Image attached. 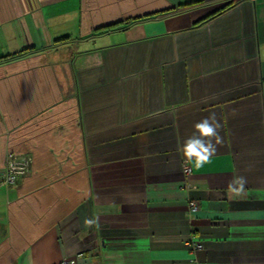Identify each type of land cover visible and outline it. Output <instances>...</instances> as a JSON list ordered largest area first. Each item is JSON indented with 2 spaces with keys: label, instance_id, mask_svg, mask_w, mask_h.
<instances>
[{
  "label": "crops",
  "instance_id": "obj_1",
  "mask_svg": "<svg viewBox=\"0 0 264 264\" xmlns=\"http://www.w3.org/2000/svg\"><path fill=\"white\" fill-rule=\"evenodd\" d=\"M11 152L33 161L7 185ZM71 258L264 264V0H0V264Z\"/></svg>",
  "mask_w": 264,
  "mask_h": 264
},
{
  "label": "clouds",
  "instance_id": "obj_2",
  "mask_svg": "<svg viewBox=\"0 0 264 264\" xmlns=\"http://www.w3.org/2000/svg\"><path fill=\"white\" fill-rule=\"evenodd\" d=\"M193 127L194 132L183 141L179 149L186 170H190L188 166L195 169L203 168L211 162L212 157L218 151V147L223 144V138L220 135L221 124L214 112L196 122ZM247 183L246 176L234 175L228 182L227 188L232 196L240 197L246 195L245 186ZM85 223L92 226L95 220L87 219Z\"/></svg>",
  "mask_w": 264,
  "mask_h": 264
},
{
  "label": "built area",
  "instance_id": "obj_3",
  "mask_svg": "<svg viewBox=\"0 0 264 264\" xmlns=\"http://www.w3.org/2000/svg\"><path fill=\"white\" fill-rule=\"evenodd\" d=\"M33 158L31 155L22 152H11L7 157L6 169L3 175V182L7 185H14L19 177H23L29 174ZM190 170H186L184 164V173L188 177L192 174L193 168L188 166ZM190 211L197 212L199 206L196 201L190 200ZM200 246L194 244V249H198ZM79 254L78 257H81ZM76 258L66 259L61 264H75Z\"/></svg>",
  "mask_w": 264,
  "mask_h": 264
},
{
  "label": "trees",
  "instance_id": "obj_4",
  "mask_svg": "<svg viewBox=\"0 0 264 264\" xmlns=\"http://www.w3.org/2000/svg\"><path fill=\"white\" fill-rule=\"evenodd\" d=\"M228 6H229V5H228ZM228 6H225V7H223L221 10L214 12V14H212V16H210L209 18L218 15L220 12H222V10L228 8ZM207 19H208V18H207ZM109 28H110V27H109ZM106 29H108V28H106Z\"/></svg>",
  "mask_w": 264,
  "mask_h": 264
}]
</instances>
